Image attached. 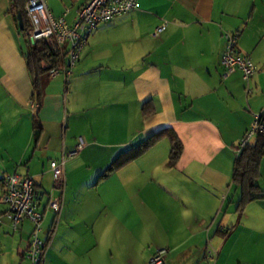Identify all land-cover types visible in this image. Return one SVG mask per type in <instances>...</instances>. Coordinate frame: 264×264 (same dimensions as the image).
<instances>
[{
    "label": "crops",
    "instance_id": "0c3cea01",
    "mask_svg": "<svg viewBox=\"0 0 264 264\" xmlns=\"http://www.w3.org/2000/svg\"><path fill=\"white\" fill-rule=\"evenodd\" d=\"M46 4L72 22L82 0ZM227 30L238 31V50L257 66L248 83L239 71L221 76ZM21 35L12 0H0V264H31L30 225L12 229L2 177L28 174L48 194L49 161L63 156L60 211L40 200L42 264H148L158 248L168 251L162 264H264V199L239 215L231 182L240 139L264 108V0H137L100 23L69 75L49 76L37 100ZM147 99L153 112L144 115ZM162 127L183 144L173 166L164 137L98 179ZM259 181L264 188V156Z\"/></svg>",
    "mask_w": 264,
    "mask_h": 264
},
{
    "label": "built area",
    "instance_id": "2783aa9c",
    "mask_svg": "<svg viewBox=\"0 0 264 264\" xmlns=\"http://www.w3.org/2000/svg\"><path fill=\"white\" fill-rule=\"evenodd\" d=\"M136 4L137 0H82L72 22H67L64 15L56 17L52 14L46 0H25V12L30 27L24 31V34L32 44L37 40H44L53 51L64 52L65 64L51 68L49 76L53 77L63 72L67 77L78 60L89 34L100 23L108 22L117 15L133 9ZM165 27L166 21L164 20L154 28L152 35L157 36ZM238 35V31L227 30L223 33L224 47L219 60L222 68L221 76L225 79L235 71H239L241 79L248 83L256 73L257 66L247 54L238 50ZM246 90L250 89L246 87ZM262 112L264 108L254 116L251 127L240 139L239 148L244 146L258 129L264 128V124L259 120ZM73 153L74 151H69L67 155L71 156ZM64 163L65 156L59 160L49 161L53 175V187L57 189V193L49 194L46 207L56 213L62 207L65 182ZM2 187L1 203L5 205V214L10 220L12 229H18L25 222L30 225L25 256L31 264H42L49 239L41 236L43 212L38 199L39 191L32 176L17 172L6 173L2 177ZM167 253L166 248H158L150 257L148 264H162Z\"/></svg>",
    "mask_w": 264,
    "mask_h": 264
},
{
    "label": "trees",
    "instance_id": "16d2710c",
    "mask_svg": "<svg viewBox=\"0 0 264 264\" xmlns=\"http://www.w3.org/2000/svg\"><path fill=\"white\" fill-rule=\"evenodd\" d=\"M12 10L15 18H17L18 13L22 17V32L28 30L30 23L25 12V0H12ZM24 57L34 88L32 98L37 100L47 84L49 70L65 64V53L55 52L46 41L37 40L33 44L29 43L27 50L24 52ZM141 112L144 115L153 112L151 99H147L142 103ZM259 120L264 124V112L261 113ZM32 121L34 129L39 130L41 126L37 115L34 114ZM164 137L170 141V149L165 165L168 167L173 166L181 155L183 144L171 127H162L148 137L119 152L98 175V179L106 177L112 171L134 160ZM237 149L231 182L239 191L236 201V211L241 215L249 202L264 199V188L258 183V179L260 178V162L264 156V128L258 129L255 135L244 146L241 148L238 146Z\"/></svg>",
    "mask_w": 264,
    "mask_h": 264
},
{
    "label": "rangeland",
    "instance_id": "374dc122",
    "mask_svg": "<svg viewBox=\"0 0 264 264\" xmlns=\"http://www.w3.org/2000/svg\"><path fill=\"white\" fill-rule=\"evenodd\" d=\"M21 40H22V43H23V46H27L28 45V38L26 37V36H23V35H21ZM136 159V158H135ZM134 159V160H135ZM53 178V177H52ZM53 180V179H52ZM53 182V181H52ZM260 181H259V179H258V183H259ZM53 187V186H52ZM235 187V186H234ZM236 188V187H235ZM53 189H56V188H46V192L48 193V194H45L43 197H42V200H41V202H42V204L46 201V199L50 196V195H53V193L55 192V191H57V189L54 191ZM237 189V188H236ZM50 194V195H49ZM237 194H238V189H237ZM229 198H231L232 199V196H231V194H230V196H229ZM47 215H49V212L46 214V216ZM41 235H42V233H41ZM150 259V258H149ZM149 261V260H148ZM116 262L118 263V261L116 260Z\"/></svg>",
    "mask_w": 264,
    "mask_h": 264
},
{
    "label": "water",
    "instance_id": "95a60500",
    "mask_svg": "<svg viewBox=\"0 0 264 264\" xmlns=\"http://www.w3.org/2000/svg\"><path fill=\"white\" fill-rule=\"evenodd\" d=\"M17 18L20 29H23L22 17L19 13L17 14ZM42 195H43V191H39L38 199H41Z\"/></svg>",
    "mask_w": 264,
    "mask_h": 264
}]
</instances>
